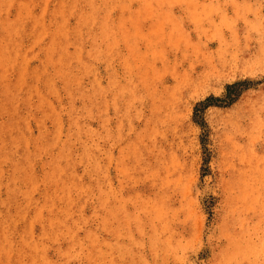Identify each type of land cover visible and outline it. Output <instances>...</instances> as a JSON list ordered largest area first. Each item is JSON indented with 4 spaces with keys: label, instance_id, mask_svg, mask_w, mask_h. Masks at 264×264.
<instances>
[{
    "label": "rangeland",
    "instance_id": "obj_1",
    "mask_svg": "<svg viewBox=\"0 0 264 264\" xmlns=\"http://www.w3.org/2000/svg\"><path fill=\"white\" fill-rule=\"evenodd\" d=\"M0 264H264V0H0Z\"/></svg>",
    "mask_w": 264,
    "mask_h": 264
}]
</instances>
